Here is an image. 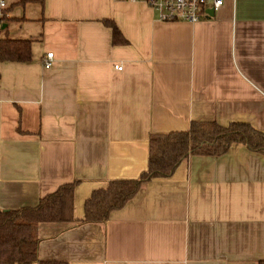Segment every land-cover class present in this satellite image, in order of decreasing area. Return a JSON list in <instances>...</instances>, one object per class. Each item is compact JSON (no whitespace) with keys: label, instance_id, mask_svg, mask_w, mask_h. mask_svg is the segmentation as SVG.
<instances>
[{"label":"crops","instance_id":"1","mask_svg":"<svg viewBox=\"0 0 264 264\" xmlns=\"http://www.w3.org/2000/svg\"><path fill=\"white\" fill-rule=\"evenodd\" d=\"M4 2L0 36L34 42L31 61L0 62V210L79 181L74 221L39 223L40 259L264 260V154L240 143L190 154L107 222L79 223L94 191L148 168L151 132L210 121L264 131V0H225L198 22L164 20L146 0ZM104 19L128 42L114 44Z\"/></svg>","mask_w":264,"mask_h":264},{"label":"trees","instance_id":"2","mask_svg":"<svg viewBox=\"0 0 264 264\" xmlns=\"http://www.w3.org/2000/svg\"><path fill=\"white\" fill-rule=\"evenodd\" d=\"M5 17H0L1 24ZM103 23L113 30L114 44H125L113 20ZM33 39L0 36V62H29L33 56ZM235 143L264 154V131L250 123L215 121L192 122L188 130L151 132L148 168L138 179L110 180L106 187L94 191L85 203V217L79 223L107 222L112 211L122 208L137 194L143 183L153 178L171 176L190 154L222 155ZM79 181L63 184L42 197L35 206L0 210V264H68L39 257L40 222L74 221V191ZM259 264H264L261 260Z\"/></svg>","mask_w":264,"mask_h":264},{"label":"built area","instance_id":"3","mask_svg":"<svg viewBox=\"0 0 264 264\" xmlns=\"http://www.w3.org/2000/svg\"><path fill=\"white\" fill-rule=\"evenodd\" d=\"M152 7L159 11L164 20H179L198 22L208 14V9L218 10L223 6L225 0H146ZM5 6L4 0H0V9ZM46 68L54 63V53L48 52L43 58ZM116 69L123 66L115 65Z\"/></svg>","mask_w":264,"mask_h":264},{"label":"water","instance_id":"4","mask_svg":"<svg viewBox=\"0 0 264 264\" xmlns=\"http://www.w3.org/2000/svg\"><path fill=\"white\" fill-rule=\"evenodd\" d=\"M214 13H215V9L210 8V9H209V15H212V14H214Z\"/></svg>","mask_w":264,"mask_h":264}]
</instances>
